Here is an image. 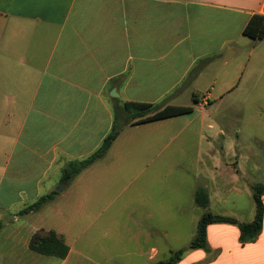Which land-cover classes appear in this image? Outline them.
<instances>
[{"label":"crops","instance_id":"1","mask_svg":"<svg viewBox=\"0 0 264 264\" xmlns=\"http://www.w3.org/2000/svg\"><path fill=\"white\" fill-rule=\"evenodd\" d=\"M263 7L264 0H0V117L11 148L3 175L30 182L38 198L40 183L51 179L50 194L64 167L94 153L109 134L113 102L153 103L169 95L186 78L188 59L215 52L214 37H223L226 26L230 31L232 15L242 33ZM202 189L208 205L194 200L197 211L253 220L251 187L249 207L233 201L229 212L212 210L208 187ZM54 232L69 249L65 258L32 252L26 241L25 249L4 248L0 264H100ZM206 243L186 246L175 264H264V213L255 241L241 242L236 225L210 224ZM158 254L151 248L148 262Z\"/></svg>","mask_w":264,"mask_h":264},{"label":"rangeland","instance_id":"2","mask_svg":"<svg viewBox=\"0 0 264 264\" xmlns=\"http://www.w3.org/2000/svg\"><path fill=\"white\" fill-rule=\"evenodd\" d=\"M232 18L230 31L226 26L223 37L216 33L215 52L188 59L181 85L151 103L193 112L124 126L102 159L60 183L37 212L22 213L38 198L31 183L2 173L11 148L0 117V254L9 245L25 249L31 234L44 228L100 264H155L191 243L204 213L194 207L197 190L208 187L211 209L218 212L233 210V201L249 207L250 187L264 186V38L242 35ZM193 94L202 98L200 105L193 104ZM124 103L113 102V114ZM50 183H40V197ZM151 248L159 254L148 262Z\"/></svg>","mask_w":264,"mask_h":264},{"label":"trees","instance_id":"3","mask_svg":"<svg viewBox=\"0 0 264 264\" xmlns=\"http://www.w3.org/2000/svg\"><path fill=\"white\" fill-rule=\"evenodd\" d=\"M242 35L253 40H261L264 38V7L263 14H254L251 16L242 31ZM197 98V95H192L193 104L198 103ZM121 108V112H117V110L114 111L111 130L102 141L100 147L85 159L69 162L63 169L61 182L72 181L83 170L103 158L124 126H137L193 112V107L190 106L186 107L168 104L159 107L151 103L142 102H125ZM123 112H126L127 115H124ZM251 190L255 207L254 218L251 222L241 223L235 218L215 215L209 211H205L198 221L196 235L187 249L206 248V228L210 224L236 225L239 230V240L241 242L249 243L255 241L261 232L263 223L264 208L262 196L264 195V186L260 184L254 185L251 187ZM54 196L55 193L53 192L39 197L34 203L25 207L22 213L39 211L45 204L52 201ZM194 200L198 207L203 209L207 208L208 196L205 190H197L194 195ZM28 248L32 252L59 259L65 258L69 251L60 235L54 231H47L44 229L37 230L32 234L29 239ZM187 249L178 250L172 253L170 258L156 262L155 264H175L181 259L183 253Z\"/></svg>","mask_w":264,"mask_h":264},{"label":"water","instance_id":"4","mask_svg":"<svg viewBox=\"0 0 264 264\" xmlns=\"http://www.w3.org/2000/svg\"><path fill=\"white\" fill-rule=\"evenodd\" d=\"M111 96H117V95L115 93H112ZM57 191H61V189H59Z\"/></svg>","mask_w":264,"mask_h":264},{"label":"built area","instance_id":"5","mask_svg":"<svg viewBox=\"0 0 264 264\" xmlns=\"http://www.w3.org/2000/svg\"><path fill=\"white\" fill-rule=\"evenodd\" d=\"M203 99H204V104H205L207 99H206V97H204Z\"/></svg>","mask_w":264,"mask_h":264}]
</instances>
